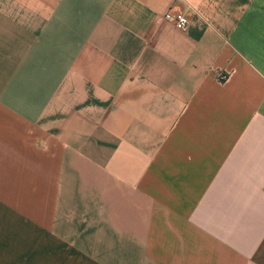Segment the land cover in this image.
<instances>
[{
  "label": "crops",
  "instance_id": "1",
  "mask_svg": "<svg viewBox=\"0 0 264 264\" xmlns=\"http://www.w3.org/2000/svg\"><path fill=\"white\" fill-rule=\"evenodd\" d=\"M0 264H264V0H0Z\"/></svg>",
  "mask_w": 264,
  "mask_h": 264
},
{
  "label": "built area",
  "instance_id": "2",
  "mask_svg": "<svg viewBox=\"0 0 264 264\" xmlns=\"http://www.w3.org/2000/svg\"><path fill=\"white\" fill-rule=\"evenodd\" d=\"M166 18L172 23L173 27L180 32L186 31L188 27V19L184 13H170L166 14ZM218 80L223 81L225 79V75L218 74Z\"/></svg>",
  "mask_w": 264,
  "mask_h": 264
}]
</instances>
